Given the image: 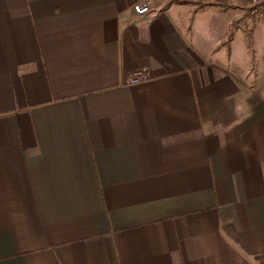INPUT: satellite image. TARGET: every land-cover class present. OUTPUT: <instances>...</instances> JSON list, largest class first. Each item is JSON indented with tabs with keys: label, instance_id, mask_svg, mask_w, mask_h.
<instances>
[{
	"label": "crops",
	"instance_id": "crops-1",
	"mask_svg": "<svg viewBox=\"0 0 264 264\" xmlns=\"http://www.w3.org/2000/svg\"><path fill=\"white\" fill-rule=\"evenodd\" d=\"M0 264H264V11L0 0Z\"/></svg>",
	"mask_w": 264,
	"mask_h": 264
},
{
	"label": "built area",
	"instance_id": "built-area-1",
	"mask_svg": "<svg viewBox=\"0 0 264 264\" xmlns=\"http://www.w3.org/2000/svg\"><path fill=\"white\" fill-rule=\"evenodd\" d=\"M225 3H236L243 5L249 9L252 15L258 12L264 11V0H216ZM150 4L148 1H136L132 4V9L136 14H144L149 12ZM147 78V73L145 69H139L133 72L127 79L130 83H139Z\"/></svg>",
	"mask_w": 264,
	"mask_h": 264
},
{
	"label": "rangeland",
	"instance_id": "rangeland-1",
	"mask_svg": "<svg viewBox=\"0 0 264 264\" xmlns=\"http://www.w3.org/2000/svg\"><path fill=\"white\" fill-rule=\"evenodd\" d=\"M229 10H230V7H229Z\"/></svg>",
	"mask_w": 264,
	"mask_h": 264
}]
</instances>
